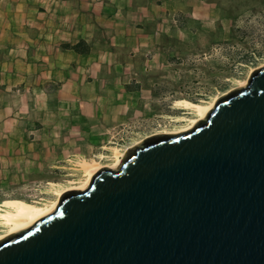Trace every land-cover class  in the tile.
Listing matches in <instances>:
<instances>
[{"label":"water","instance_id":"water-1","mask_svg":"<svg viewBox=\"0 0 264 264\" xmlns=\"http://www.w3.org/2000/svg\"><path fill=\"white\" fill-rule=\"evenodd\" d=\"M0 264H264V66L0 239Z\"/></svg>","mask_w":264,"mask_h":264},{"label":"crops","instance_id":"crops-1","mask_svg":"<svg viewBox=\"0 0 264 264\" xmlns=\"http://www.w3.org/2000/svg\"><path fill=\"white\" fill-rule=\"evenodd\" d=\"M185 1L0 0V112L9 102L40 94L56 107L29 123L32 130L27 135L18 129L12 135L1 133L5 142L17 143L10 151L6 147V152L25 158V149L18 143L26 137L33 152L26 156L35 160L27 165L36 171L57 169L55 164L97 148L105 133L142 111V83L119 69L131 66L134 49L162 37L168 29L164 15L173 14L169 28L185 31ZM203 1L186 5L193 6L191 18H197L195 12L201 7L213 5ZM25 9L33 19L27 18ZM27 26H32V39L26 34ZM187 29L193 31L191 26ZM74 46L83 51H73ZM125 48L131 50L126 52L127 61L120 62L118 51ZM62 92L69 96L55 100L54 95ZM8 124L7 119L0 120V126Z\"/></svg>","mask_w":264,"mask_h":264},{"label":"rangeland","instance_id":"rangeland-1","mask_svg":"<svg viewBox=\"0 0 264 264\" xmlns=\"http://www.w3.org/2000/svg\"><path fill=\"white\" fill-rule=\"evenodd\" d=\"M188 3L196 5L197 0L185 1L183 17L188 21L185 31L169 28L173 14L164 15L163 24L168 29L161 33L162 37L151 45L148 43L147 47L134 49L131 66L119 69L125 73L124 76L129 73L130 78L142 83L144 91L141 97L145 105L142 111L127 117L105 133L97 148L82 150L81 157H67L65 162L55 164L60 168L36 171L27 165V161H35L26 156L33 153L31 148H27L31 144L28 138L24 137L18 143L25 149V158L16 159L14 152H6V147L10 151L17 143L5 142L0 136V204L17 199L41 206L54 200V187H67L81 181V174L76 171L80 160L107 165L109 161L106 157L111 155L112 148L122 150L149 135L174 131L185 125L184 122H175L177 118L193 116L191 111L178 107L179 101L209 103L236 88L238 81L245 80L253 70L264 64V0H206L204 4L213 5L206 9L201 7V13L196 11L197 18L189 16L193 6H186ZM214 7L218 10L211 13ZM24 11L28 19H33L30 11ZM190 26L193 31L187 29ZM26 28V34L32 39V26ZM130 50L118 51L120 62L127 61L126 52ZM131 71L135 75H131ZM78 75L83 74L79 72ZM61 95L69 96L63 92L56 93L54 99ZM43 99L40 94L36 98L24 97L22 101L7 103L5 110L0 112V120L7 119L9 124L0 126V134L6 132L12 135L18 129L27 135L32 130L29 123L56 108L54 103L47 104Z\"/></svg>","mask_w":264,"mask_h":264},{"label":"bare ground","instance_id":"bare-ground-1","mask_svg":"<svg viewBox=\"0 0 264 264\" xmlns=\"http://www.w3.org/2000/svg\"><path fill=\"white\" fill-rule=\"evenodd\" d=\"M263 66L264 64L261 65L259 68ZM246 82H247V78L243 81H238L236 88L245 86ZM218 98L219 97H215L211 102L205 104L203 103L195 104L187 100L179 101L178 107H180L182 110L191 111L190 114H192L193 116L191 118L188 117L177 118L175 122L177 123L184 122L185 125L178 127L174 131L160 132V133H155L153 135L176 134V133L185 132L186 130L190 129L197 121L202 120L205 117V114L213 107L214 102ZM139 142L140 141L122 150L118 148H112L111 155L109 157H106V159H108L109 161V164L107 165H101L99 162L96 161L80 160L78 165H76V171H78L81 174L82 177L81 181L78 183L69 184L67 187H57V188L54 187L53 192L55 199L45 204H42L41 206H37L17 199L3 201L0 204V239H2L3 237L9 234H12L14 232L29 227L39 218L52 212L55 209L57 201L62 193L73 190H80V191L84 190L88 186L92 175L95 174L99 169L103 167L108 169H115L119 164L120 160L122 159L126 149L138 144ZM47 192H49V190Z\"/></svg>","mask_w":264,"mask_h":264},{"label":"trees","instance_id":"trees-1","mask_svg":"<svg viewBox=\"0 0 264 264\" xmlns=\"http://www.w3.org/2000/svg\"><path fill=\"white\" fill-rule=\"evenodd\" d=\"M71 49H72L73 51H83V50H81V49H78L77 46L71 47Z\"/></svg>","mask_w":264,"mask_h":264}]
</instances>
